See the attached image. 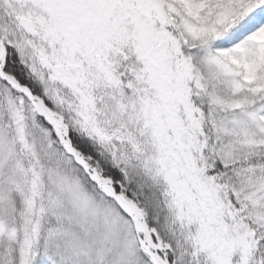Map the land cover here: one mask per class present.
I'll list each match as a JSON object with an SVG mask.
<instances>
[{
	"label": "snow or ice",
	"instance_id": "1",
	"mask_svg": "<svg viewBox=\"0 0 264 264\" xmlns=\"http://www.w3.org/2000/svg\"><path fill=\"white\" fill-rule=\"evenodd\" d=\"M0 264H264V0H0Z\"/></svg>",
	"mask_w": 264,
	"mask_h": 264
}]
</instances>
